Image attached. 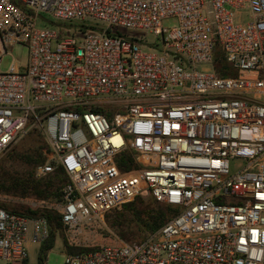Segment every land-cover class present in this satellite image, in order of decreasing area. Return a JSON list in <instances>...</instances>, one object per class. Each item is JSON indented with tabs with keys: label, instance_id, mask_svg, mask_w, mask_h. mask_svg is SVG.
I'll list each match as a JSON object with an SVG mask.
<instances>
[{
	"label": "built area",
	"instance_id": "1",
	"mask_svg": "<svg viewBox=\"0 0 264 264\" xmlns=\"http://www.w3.org/2000/svg\"><path fill=\"white\" fill-rule=\"evenodd\" d=\"M41 13L100 30L60 36ZM15 44L27 63L0 71V154L41 129L68 177L61 222L143 193L176 210L141 241L64 264H264V0H0V62ZM125 151L136 167H118ZM50 234L45 216L0 207L8 264H39L26 246Z\"/></svg>",
	"mask_w": 264,
	"mask_h": 264
},
{
	"label": "rangeland",
	"instance_id": "2",
	"mask_svg": "<svg viewBox=\"0 0 264 264\" xmlns=\"http://www.w3.org/2000/svg\"><path fill=\"white\" fill-rule=\"evenodd\" d=\"M244 18V17H242ZM242 20V22H244ZM163 27L171 28L175 26V18L164 19ZM54 26V20L46 14L39 15L37 26ZM132 34L140 35L149 42L159 43V36L150 34L147 31H131ZM27 46L15 44L7 50L0 62V71H7L13 62L19 68L25 67L27 63ZM90 108H98L93 105ZM32 155L35 160L26 158L25 155ZM40 162H37L39 161ZM51 158V152L47 139L41 129L37 126L31 127L25 134L16 139L5 151L0 154V176L2 173L14 176H25L30 172L34 178H45L52 173L55 164ZM43 164L52 166L51 171L42 173L39 167ZM1 185V183H0ZM129 204L113 209L102 217L92 221L81 223L75 230L69 229L62 223L60 228L51 226L54 231V245L47 252L44 264H64L67 249L65 243L73 247H96L103 245H115L120 242H138L143 240L148 234L154 231L146 230L137 217V212L144 213L152 206L156 205L155 200L149 193H143L135 197ZM127 204V203H126ZM162 205H165L161 203ZM0 205L6 208H16L20 211L28 209L43 210L50 209L55 213L59 212L60 202L54 199H38L30 195H22L15 191L9 183L0 186ZM144 215V214H143ZM29 260L37 261L39 250L38 244H27ZM0 264H8L4 259H0Z\"/></svg>",
	"mask_w": 264,
	"mask_h": 264
},
{
	"label": "trees",
	"instance_id": "3",
	"mask_svg": "<svg viewBox=\"0 0 264 264\" xmlns=\"http://www.w3.org/2000/svg\"><path fill=\"white\" fill-rule=\"evenodd\" d=\"M54 26L56 27L60 36L67 34L80 36L85 32H95L100 30L97 24L90 22H54ZM107 33L114 34L120 32L114 31L112 29H107ZM25 156L26 158L35 160L31 157L32 155L27 154ZM37 162H40V160ZM116 162L121 170H129L137 166L135 161L133 160L131 153L128 151L120 154L117 157ZM52 164H55V167L53 168L52 173L45 178H34L31 172L25 176H12L7 175V173L6 175L5 173H2L0 176V186H4V184L9 183L15 191L24 196L30 195L42 200L54 199L61 202V188L68 181V177L65 174L63 168L59 166L55 161H52ZM155 202L156 205L152 206L149 210L144 211V213L137 212V217L140 218L142 226L148 231H155L156 229H158L176 211L171 206L162 205L156 200ZM128 204L129 203L125 204V206ZM0 207L18 213H25L29 215H43L49 220L52 227L54 226V228H60L62 226L60 215L50 209L45 208L38 211L28 209L26 211H20L16 208H6L3 205H0ZM54 235V231L52 230L49 239L39 245L37 255V262L39 264H44L47 257V252L53 247ZM65 247L67 249V252H77L95 248H78L73 247L72 245H68L67 243H65Z\"/></svg>",
	"mask_w": 264,
	"mask_h": 264
},
{
	"label": "bare ground",
	"instance_id": "4",
	"mask_svg": "<svg viewBox=\"0 0 264 264\" xmlns=\"http://www.w3.org/2000/svg\"><path fill=\"white\" fill-rule=\"evenodd\" d=\"M114 140H116V141H117V137H116Z\"/></svg>",
	"mask_w": 264,
	"mask_h": 264
}]
</instances>
